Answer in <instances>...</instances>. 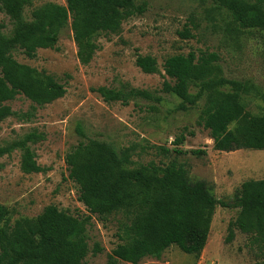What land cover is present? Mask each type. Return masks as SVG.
<instances>
[{"label": "trees", "instance_id": "trees-1", "mask_svg": "<svg viewBox=\"0 0 264 264\" xmlns=\"http://www.w3.org/2000/svg\"><path fill=\"white\" fill-rule=\"evenodd\" d=\"M39 1L0 0V12L13 25L11 34H7V26L0 22V123L13 116L31 119L36 107L52 104L67 93L66 86L45 71L18 63L12 55L15 48L30 59L40 49H55L62 30L71 21L77 57L87 66L100 49L98 37L118 34L125 21L145 11L137 0H67L65 6L46 3L34 7L28 21L26 9ZM212 1L214 6L206 10L208 19L229 38L238 40L251 30L264 32V0ZM179 35L183 39L194 37L190 28ZM219 60L214 52L169 57L164 64L169 81L163 83L162 91L178 97L182 111L204 101L198 124L209 131L216 151L264 150V114L248 113L244 98L253 94L264 103V93L249 83L226 79ZM136 66L146 74L157 72V61L151 56H138ZM94 92L107 103L124 105L135 98L154 99L148 91L127 86L119 90L100 87ZM19 95L33 103L31 113L17 115L4 105ZM77 131L82 135L80 127ZM44 138L34 129L0 147V157L20 150L21 171L41 173L32 146ZM185 139L183 133L176 138L173 153L205 154L203 150L187 152L179 148ZM133 153V147L118 150L91 140L65 157L69 177L77 185L79 200L87 211L102 220L121 214L129 221L123 224L118 235L121 243L109 255L108 264H140L148 257L159 260L171 247L199 258L207 245L216 207L221 205L213 186L204 180H192L186 164L137 165ZM237 208L238 216L229 226L225 243L233 242L237 231L247 235L249 247L257 252L255 264H264V179L241 185ZM8 215L0 205V264H85L90 249L80 219L54 205L38 217L22 218L14 225ZM101 251L97 246L94 254Z\"/></svg>", "mask_w": 264, "mask_h": 264}, {"label": "rangeland", "instance_id": "rangeland-1", "mask_svg": "<svg viewBox=\"0 0 264 264\" xmlns=\"http://www.w3.org/2000/svg\"><path fill=\"white\" fill-rule=\"evenodd\" d=\"M46 3L65 6L67 0H40L26 9V19L30 20L34 7ZM137 4L145 8L143 14L125 21L118 34L98 37L100 49L87 66L77 57L71 21L62 30L55 49H40L34 59L26 57L19 48L13 50L18 63L45 71L64 84L67 93L52 104L36 107L31 119L13 116L0 123V147L34 129L45 136L32 146L43 169L41 173L21 171L20 150L0 157V205L9 211L11 225L22 218L38 217L50 205L80 219L90 249L85 264H108L109 255L121 243L118 235L123 224L129 221L121 214L106 220L91 215L79 200V189L69 177L65 157L79 144L91 140L111 144L118 150L133 147L132 160L137 165L172 161L186 164L191 179L210 183L221 203L216 207L210 236L199 258L171 247L161 259L148 257L140 264H255L257 252L249 247L247 235L237 231L230 244L225 239L239 213L237 196L241 185L264 179V150L216 151L209 131L198 124L204 101L182 111L179 109L182 101L164 93L162 87L169 81L164 71L169 57L214 52L220 57L226 79L249 83L264 93V32L251 30L238 40L229 38L208 19L206 10L214 6L212 0H137ZM0 22L7 26L5 33L11 34L13 25L1 12ZM185 28L191 29L193 38L183 39L179 35ZM138 56L155 58L157 72H142L136 66ZM123 86L148 91L154 99L135 98L124 105L107 103L94 92L100 87L119 90ZM244 98L248 113L264 114L259 96ZM4 105L17 115L31 113L34 106L23 95ZM182 133L186 139L179 148L187 152L203 150L205 154L173 153L176 148L173 143ZM160 147L170 152L165 153ZM97 246L102 251L94 254Z\"/></svg>", "mask_w": 264, "mask_h": 264}]
</instances>
